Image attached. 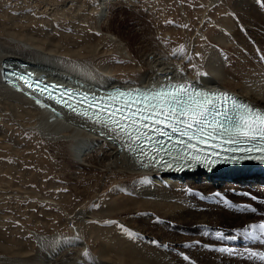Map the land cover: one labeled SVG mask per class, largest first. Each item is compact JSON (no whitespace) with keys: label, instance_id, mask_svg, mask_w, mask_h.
<instances>
[{"label":"bare ground","instance_id":"bare-ground-1","mask_svg":"<svg viewBox=\"0 0 264 264\" xmlns=\"http://www.w3.org/2000/svg\"><path fill=\"white\" fill-rule=\"evenodd\" d=\"M99 2L101 11L98 16L100 17L99 23L105 28L104 38L109 44L118 48L123 58L130 61L138 60L135 80L121 83L112 74L111 68L97 67L94 60H103L108 56V53L100 50L98 46L77 49L75 44L67 45L65 41L55 44L51 40H44L45 38L42 40L38 36H33L29 34V31L26 33L27 29L20 28V25L0 28V69L2 65H7L21 72L29 70L34 77L42 79L43 82L54 81L91 91H102L120 86H147L162 81L167 82L166 78L172 77L173 81L185 80L210 90H226L252 106L264 109V10L261 13L256 11L254 6H250L242 7L244 11L240 10L241 13H238L240 15L238 17L242 21L245 19L254 24V27L248 26L245 32L250 37H255L256 42L261 45V53H263L258 54L254 49H251L253 43L247 44L248 48H242L244 50L242 52H249L250 56L248 57L253 61L251 66L242 64L241 67L239 65V68L230 69L227 72L222 66V56L220 57L211 50L204 63L206 72L192 75V77L179 66L180 63L175 64L170 62L171 60L168 61L167 58L165 59L163 51L159 53L152 46L147 48L146 45H143L136 51V58L132 59L127 51L128 48L123 45V41L111 33L109 26L105 27L107 24L105 20V24L102 21L106 14L108 0H99ZM220 2L221 0H212L213 4ZM247 21L244 22L248 23ZM230 25H226V31L230 33L234 41L242 44L241 32H238L239 29H236L234 25L236 30ZM216 39L217 44L224 47L225 42L221 43L219 40L222 38L218 36ZM229 43L231 44V42ZM21 66L24 68L21 69ZM0 111L7 112L20 125L30 128L47 140L64 143L68 148L69 158L76 169L94 168L105 178H123L124 182L116 188L117 193L113 196V193L109 195L108 207L115 206L116 201H119V196L122 195V202L119 206L124 207H121L120 210L131 211L126 215V221H129L130 226H136L134 227L136 230L150 237L146 245L141 242L134 244L125 241L124 243L118 237L106 240L96 231L91 233L86 224L93 219V216L81 208L72 214L80 228L76 229L78 236L67 238L58 234L47 236L35 232L33 235L35 241L30 248L0 246V264H89V260L91 264H252V262L244 260L242 256L234 258L218 251L222 247L243 250L245 247L242 245L232 247L220 240L216 241L217 239L211 242H200L191 237L184 240L180 236V232L227 231V228H221V223L226 222L231 229L228 232L233 234L235 230L250 223L264 220V214L259 217L240 211L245 207V204L264 212V206L263 209H258L251 205L256 202L247 198L248 194H254L261 200V204H264V179L260 176L255 175L250 178L253 179L252 184L245 190L232 185L210 189L207 175L200 178L199 173L190 174L189 170L191 169L178 172L171 169L142 168L126 151L121 149L119 143L94 130L96 126L79 117L66 114L57 115L40 106L33 105L19 92L8 88L2 81L1 73ZM242 175L224 176V180H231L233 177ZM104 180L101 179V182ZM199 180H204L206 185H196L192 188V183ZM194 189L203 192L196 193H200L204 197L191 194V190ZM202 189L209 191L205 192ZM232 192H236L235 195L241 196L242 200L239 197L233 198ZM216 193L223 194L227 200L222 199L224 201L222 202L221 197H217ZM235 200L239 202H235ZM138 214L142 217L144 215L150 217L135 220ZM151 219H158L165 225L174 227L175 231H172L175 233H169L152 226ZM178 231L180 232L178 233ZM80 232L81 234L82 232L86 233V236L91 234L92 243L89 241V237L80 236ZM152 240L158 243L153 245L150 243ZM240 242L244 243L246 240ZM247 247L264 252V246L255 244ZM85 250L90 253L89 259H85L82 255ZM185 256L188 257L187 260L184 259ZM245 259L247 258L245 257Z\"/></svg>","mask_w":264,"mask_h":264},{"label":"rangeland","instance_id":"rangeland-1","mask_svg":"<svg viewBox=\"0 0 264 264\" xmlns=\"http://www.w3.org/2000/svg\"><path fill=\"white\" fill-rule=\"evenodd\" d=\"M250 6L263 13V0H221L215 4L212 0H108L102 21L104 24L107 22L104 26H109L111 33L123 41L132 59L136 58V51L143 45L147 48L152 46L159 53L163 51L165 59L175 64L180 63L179 66L184 71L195 76L206 72L204 63L211 50L222 56V66L227 72L239 68V65L241 67L242 64L251 66L253 61L248 57L249 52H242V48H248L247 44L253 43L250 48L258 54H263L255 37H250L245 32L248 26L254 27V24L238 17L244 7ZM100 11L99 0H0V28L20 25V28L27 29L26 33L30 32L33 36L51 40L55 44L65 41L67 45L75 44L77 49L98 46L100 50L107 52L108 56L103 60H94L97 67L111 68L112 74L121 83L135 80L138 60L123 58L118 48L107 42L104 38L105 28L99 23ZM227 23L239 29L242 44L234 41L226 31ZM218 36L222 38L219 39L221 43L227 41L226 44L223 42L224 47L217 44ZM181 46L186 49L187 54L183 58L173 56V50ZM68 154L64 143L49 141L30 128L20 125L7 112L0 111V246L30 248L35 241V232L47 236L58 234L67 238L76 237V229L80 228L72 214L81 208L93 216L86 224L91 233L96 231L106 240L118 237L124 243L141 242L146 245L150 237L126 221V215L131 211L120 210L124 207L119 206L123 196L118 194L119 201H116L112 208L108 207L109 195L117 193L116 188L124 179L105 178L94 168L78 170ZM205 175L207 174L199 173L200 178ZM252 177L255 175H242L224 180V176H215L207 177V181L210 189L232 185L245 190L251 186ZM101 179L105 180L101 182ZM196 185L206 184L204 180L195 181L192 188ZM196 192L203 193L191 190V194L204 197ZM235 193L232 192L233 198L239 197L242 200V197ZM251 205L258 209H263L264 206L259 201ZM148 217L150 216L142 217L138 214L135 220ZM152 219V226L175 233L174 227ZM119 225H123L125 230H130L134 237H129ZM221 225V228L228 230L178 233L180 232L184 240L191 237L200 242H211L217 239L216 232L230 234V225L226 222ZM79 235L83 237L86 233L80 232ZM86 237H89V241L93 240L91 234Z\"/></svg>","mask_w":264,"mask_h":264},{"label":"snow or ice","instance_id":"snow-or-ice-1","mask_svg":"<svg viewBox=\"0 0 264 264\" xmlns=\"http://www.w3.org/2000/svg\"><path fill=\"white\" fill-rule=\"evenodd\" d=\"M186 54L183 46L172 52L177 58ZM5 75L22 81L32 93H38V97L54 100L74 115L90 121L96 126L94 130L119 143L142 168L182 171L196 164L207 167L244 159L264 163V111L228 93L209 92L167 77L168 82L159 87L117 88L98 95L65 89L62 85H47L32 73L13 71L5 72ZM38 97L35 98L37 105L50 107ZM52 111L56 112V109L52 108ZM221 153L243 155L222 156ZM215 195L221 196L220 193ZM240 211L257 212L249 206ZM119 227L127 231L129 237H134L123 225ZM215 236L220 241L246 240L264 245V220L250 223L233 234L216 232ZM218 251L246 257L252 264H264V252L251 247L243 250L222 247ZM82 255L85 259L90 258L88 250Z\"/></svg>","mask_w":264,"mask_h":264},{"label":"water","instance_id":"water-1","mask_svg":"<svg viewBox=\"0 0 264 264\" xmlns=\"http://www.w3.org/2000/svg\"><path fill=\"white\" fill-rule=\"evenodd\" d=\"M1 67H2L3 69L11 70L9 67L5 68V65H2ZM22 68H24V66H21V69H22ZM13 71L16 72L17 74H27V73H30V72L27 71V70H26L25 72H22V73L19 72V71H16V70H12V72H13ZM10 78H14V77H10Z\"/></svg>","mask_w":264,"mask_h":264}]
</instances>
